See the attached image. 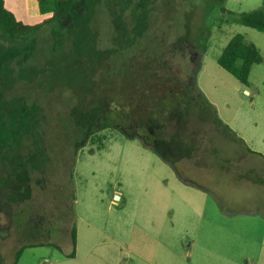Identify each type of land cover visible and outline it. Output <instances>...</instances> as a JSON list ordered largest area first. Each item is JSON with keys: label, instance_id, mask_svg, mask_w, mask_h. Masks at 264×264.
<instances>
[{"label": "rangeland", "instance_id": "374dc122", "mask_svg": "<svg viewBox=\"0 0 264 264\" xmlns=\"http://www.w3.org/2000/svg\"><path fill=\"white\" fill-rule=\"evenodd\" d=\"M255 10L264 11V0H78L62 21L65 31L56 25L28 40L0 37V151L26 157L39 178L48 167L54 170L45 193L37 182L33 186L26 214L70 217L55 225L52 244L25 247L17 258L22 244L14 210L7 190L1 191L4 264H252L264 258V159L243 156L225 125L215 123L216 130L194 121L209 144L235 149L217 163L210 156L193 166L187 160V168L145 146L140 126L139 138L107 128L76 154L80 142L73 132L74 108L81 107L87 123L100 125L96 113L106 111L110 94L128 95L126 113L137 123L157 118L164 107L184 104L171 96L169 72L184 88L196 70L197 85L224 124L251 137L242 119L264 114V65L247 94L218 57L235 34L264 53V31L239 21ZM111 104L121 107L116 99ZM255 132L264 136V121ZM24 169L20 180L30 172ZM87 222L104 232L91 231Z\"/></svg>", "mask_w": 264, "mask_h": 264}, {"label": "trees", "instance_id": "16d2710c", "mask_svg": "<svg viewBox=\"0 0 264 264\" xmlns=\"http://www.w3.org/2000/svg\"><path fill=\"white\" fill-rule=\"evenodd\" d=\"M38 1L41 12H51L52 15L40 23L29 24L19 20L15 13L6 6L5 0H0V37L3 39L9 38L10 40H28L38 35L42 29L48 26L55 27L57 25L64 31L68 29L62 26V21L72 15L78 0ZM239 21L245 25L264 31L263 10L243 13ZM261 61L262 55L258 47L254 43L247 41L242 34H235L218 57V63L245 85H249L252 66ZM154 62L155 60H153V63ZM149 66L153 67V65ZM142 68V72L149 70L146 67ZM126 69L127 68H125L123 72H125ZM135 70V67H132V70H127L131 72H128L129 74L126 75L124 79L127 80V77L130 78V74H133ZM169 74L171 81L169 85L172 91L171 96H176L175 98H180V100L183 98L184 104L177 103L168 110L164 107L161 110L163 113L157 118H145L140 123H137L135 119L131 118V113H126V109H129L128 106L131 103L127 94H124L121 98L116 94L106 96L108 97V108H106L104 112L101 111L98 112V114L96 113L99 118L101 117L99 120L100 125L98 124L97 126L86 122L87 119L83 117L84 115L79 113V111H82L81 107L74 108V138L76 141L80 142L74 150L75 154L83 145L90 142L93 135L107 128H116L123 133L128 131L126 132L128 133L126 134L127 137L139 138L141 135L138 134L137 128L140 126L144 128L147 134L140 137L145 146L158 148L168 161L174 163L181 157L193 156L195 153V145L206 144L208 140L205 136L209 139L208 133H200L194 130V121L198 120L202 122L203 125H210L213 129L217 127L215 123L222 124L223 122L218 117L216 107L207 99L203 91L197 85L196 70L188 74L184 88L179 86L177 77L171 75L170 72ZM144 78L147 79L146 77ZM178 86L179 88H177ZM143 88H145V85H143ZM142 93L145 94V90H142ZM114 99H116L121 107L116 108L111 104ZM77 111L79 114L76 113ZM87 112L88 111L85 113ZM49 161L51 162V160L46 161L47 165H49ZM25 167H29L30 172L27 173L28 176L26 175L25 180H20V170H25ZM33 170L34 172H32ZM37 171L36 168L30 166L26 157L19 155L12 156L10 152L6 154L0 151V178H6L5 180H0V192L7 190L8 200L12 203L14 210L13 223L18 236H20V243L22 244L17 251V258H20L25 247L46 243L52 244L49 242L48 238H50L49 236L52 232L56 231L55 225L60 221L67 224L70 219V217H67L64 213L62 216H57V212H53L48 216L44 214L43 210L36 212L33 216L26 214L28 208L25 204H29V201L34 196L33 186L35 183L37 182L42 189L41 191L45 193L46 189L51 186L49 177H53V174H55L53 173L52 176H50V172L52 173L54 170L52 167H48L46 172L39 178ZM8 180H11V182L9 181L11 184ZM56 188L63 191L58 186ZM63 206H66L64 203L62 208L65 209ZM70 213L68 214L69 216H71ZM74 217L75 216L72 217L74 224L72 237L76 244L77 228ZM59 228L60 227H58V230H60ZM23 241L26 243H23ZM74 255L75 252L72 253V256ZM0 264H4L1 259V254Z\"/></svg>", "mask_w": 264, "mask_h": 264}, {"label": "crops", "instance_id": "0c3cea01", "mask_svg": "<svg viewBox=\"0 0 264 264\" xmlns=\"http://www.w3.org/2000/svg\"><path fill=\"white\" fill-rule=\"evenodd\" d=\"M6 6L12 10L15 15L17 16V18L19 20H22L25 23H29V24H35V23H40L42 21H44L46 18L50 17L52 15L51 12H41L40 7H39V1L38 0H5ZM259 51L262 54V61L260 63L254 64L252 66L251 72H250V77H249V85H254V77H255V73H256V69H258L259 71H261V66L264 65V53L262 51V48L259 47L258 44L254 43ZM237 79V78H236ZM238 80V79H237ZM239 84H237V87L240 88L242 87L245 92L247 94L250 93V90L247 88L249 85H245L243 83H241L238 80ZM200 89L203 91V93L206 95V92L204 90V88L200 87ZM208 98V97H207ZM217 109L216 103L214 101H210ZM218 111V117L222 120V124H218L220 125V127H224L223 125H225L228 130H230L232 132V135H234V137L238 138L240 143L242 144L240 146V149L242 150L243 156H253V155H259L260 157H262L264 159V136H262L261 134L257 135L255 134V129L258 126L259 122L264 121V114L262 115H257V118H251L249 117V115H244L243 116V121L244 124H242V128L244 130V134H247L250 129H252V132H250V136L251 137H247L246 135H243L242 133H240L238 131V129L236 127H231L230 124H224V120L222 119V117L219 114V109H217ZM225 128V127H224ZM259 132V131H258ZM236 133V134H235ZM260 133V132H259ZM247 137V138H246ZM257 145V147H256ZM198 146V147H197ZM238 148V147H237ZM224 149V150H223ZM235 149V147H230L228 146V150L227 147L224 148H220L219 145L216 144H209V142H206V144L203 145H195V153L193 156L191 157H181L180 158V162L185 163V168L190 167L189 165H187V160H191V166L196 165V161L198 160V158H200L201 156H210L211 160L215 163L218 162V160L223 159L222 158V154H225V151L227 150V152H232ZM239 149V148H238ZM256 156V157H259ZM206 164V163H205ZM207 190V189H206ZM208 191V190H207ZM209 193V191H208ZM119 197V195H117ZM216 210H218V207L215 206ZM87 224L89 226H91V231H99V232H104L103 230L99 229L98 227L90 225V223L87 222ZM261 233L263 234L262 237V247L264 249V226L262 227ZM80 237V232L78 229V240ZM263 257H264V253H262ZM247 264H250L249 260L246 262ZM252 264H264V258L258 260V262H253Z\"/></svg>", "mask_w": 264, "mask_h": 264}]
</instances>
